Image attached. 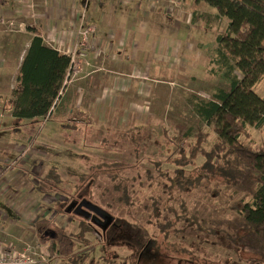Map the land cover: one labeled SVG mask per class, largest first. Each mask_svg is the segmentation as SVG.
<instances>
[{"label": "rangeland", "instance_id": "obj_1", "mask_svg": "<svg viewBox=\"0 0 264 264\" xmlns=\"http://www.w3.org/2000/svg\"><path fill=\"white\" fill-rule=\"evenodd\" d=\"M178 2L192 14L191 26L188 32L186 31L187 35L184 37L186 40H182V46L180 42L172 43V46L167 45V48L172 51L171 55L176 53L180 56L164 57L156 56V53L154 57L157 58L149 59L165 70V72L155 71L154 74H164L163 77L167 80L153 83L152 78L144 76L143 81L146 84L150 83L151 87L142 97H138L140 104L144 107L132 112L135 114H127L125 118L124 109L120 110L121 114L114 115L107 125L93 126L90 134L85 133V138L76 137L75 139L69 133L72 132L70 124L69 129L61 128L60 131V125L64 123V120L58 122L52 121L53 117L45 119L42 116L36 117L32 122L45 121L46 123L43 126L40 124V127L32 134H36L35 139L31 140L27 138L31 128L25 124V118H16L17 120L12 121L7 118V114L0 111V139L12 146L11 156L0 158L3 159L0 162L2 166H0V175L15 160L12 166L14 169L20 168L22 163H26L27 170L33 166H41L42 173L52 168L57 178L62 179L60 184L54 183L55 190H58V187L62 189L61 194L47 193L52 197L35 205L27 216L21 212L18 214L21 217L19 222L21 225L14 223L15 220L11 218H6L3 213L0 214L2 219H6L8 223L11 222L6 227V235L0 238V245L4 248V252L13 249L18 252L27 251L26 253L30 252L35 258L45 256L51 264H66L62 259L49 254V250L46 249L47 245L40 243L41 237L35 234V229L30 230L34 228V223L30 222H34L33 220L38 216V219L49 220L48 232L42 238L43 243L48 245L51 243L50 233L53 231V237L56 236L54 228L76 234L83 218L74 214L71 209L69 210V204L76 199L68 198L74 193L75 187L79 186L80 174L86 173L89 166L103 159L121 161L130 165L124 174L129 178L128 194L134 203L131 209L115 201H111L112 205H110L108 195H100L101 188L98 189V185L101 186L106 182L104 180L100 184L97 182L92 189L90 187L82 189L84 199L113 216L111 224L117 226V229L113 235H103L112 238V243L106 248L103 245L105 244L103 237H101L102 240L100 237L95 239L96 235L101 236V227L90 222L92 228L95 229L87 234L91 242L86 245L76 243L74 248V254L81 256L78 264H217L223 261L232 264L247 263L246 254L206 241L203 235L196 237L180 232L168 234V237L163 238L164 235L159 234L161 247L155 261H151V255L145 258L143 255L138 256L125 243L123 246H120L119 242L114 244V241L123 240L126 236L130 237V234L133 235L131 226L134 222L140 223L148 218L147 214L153 207L151 197H149L151 194L159 195V199L170 203L172 209L178 210L180 208L178 202L182 201L189 211L207 207L220 208L223 214H230L228 205L231 200L227 195L229 192L224 190V194L220 196L210 193L212 190L223 189L217 184L218 180L201 182L198 186L191 182L197 175V166L203 162L202 151L197 153L194 162L182 161L180 154L181 148H184L183 150L188 155L189 147L197 145L199 137L200 147L204 150L210 149L214 141L216 133L213 124L205 122L195 113L194 103L197 98L210 99L216 91L228 90L230 87L231 79L226 76L227 69L221 63L211 61L215 58L217 46L215 36L225 30L226 20L218 16L217 11L215 12V9L207 3L192 0H178ZM118 4L128 6V4ZM129 4H131L129 7L135 10L134 0ZM163 11L166 16H170L167 9ZM163 34L167 32L164 31ZM161 37L155 35L150 41H154L158 47V44L163 43ZM199 41L201 44H197ZM161 47L162 45L159 49ZM196 48L199 50L197 53ZM200 53L202 56H199ZM233 74L240 77L235 70ZM255 90L259 96L264 97V80L256 84ZM129 101L137 102L136 94H131ZM8 106L4 102L2 108L5 112L11 111ZM65 124H68L67 119ZM13 128L16 129L15 132ZM78 129L86 128L78 125ZM51 131L55 132L52 134L57 140L50 139ZM244 138L264 150V129L249 127L248 136ZM24 150L26 152L21 155L20 159H17L19 156L17 153H22ZM20 169L26 171L24 166ZM31 175L35 179L39 176L38 172H31ZM33 178L26 182L31 193L37 184ZM239 196L234 198L237 199ZM56 200L59 202L54 205ZM6 213L9 215V212ZM165 214L173 217V212L168 208L159 213L160 218ZM179 225L182 226L183 223ZM15 238L20 240L16 241ZM170 241L182 242L185 249L177 250V253L170 252L166 247ZM189 251L195 252L196 256L189 254ZM110 260L114 262L111 263Z\"/></svg>", "mask_w": 264, "mask_h": 264}, {"label": "trees", "instance_id": "obj_2", "mask_svg": "<svg viewBox=\"0 0 264 264\" xmlns=\"http://www.w3.org/2000/svg\"><path fill=\"white\" fill-rule=\"evenodd\" d=\"M196 1L207 3L217 11L218 16L226 20L225 30L216 36L215 58L211 61L219 62L227 69L226 76L230 77L231 83L228 90L220 89L210 99L197 98L194 103L195 113L205 122L213 124L216 135L210 149L200 147L199 137L197 145L189 147L188 155L184 148H181L180 154L182 161L194 162L197 153L202 151L203 162L197 166V175L191 182L198 186L201 182L218 180L217 184L223 189L210 193L220 196L224 190L229 192L230 214H223L220 208L207 207L189 211L182 201L178 202V210L172 209L170 203L159 199V195L151 194L149 197L153 207L147 214L148 218L140 223L134 222L131 226L133 235L129 233L130 237L120 238L123 240L114 241V244L119 242L123 246L125 243L138 256L143 255L145 258L151 255V261H155L161 247L159 234L166 238L168 234L181 232L196 237L203 235L206 241L242 252L247 255L246 264H264V150L244 138L248 136L249 127L264 129V97L255 90L256 84L264 80V0ZM70 63L69 55L59 54L47 47L38 34L31 37L11 89L12 115L26 119L41 116L55 118L54 110L61 97ZM234 70L240 77L233 74ZM67 123L64 120L61 128L67 130L71 125L70 131L81 130H77L78 125L72 120ZM127 168L130 165L121 161L102 159L92 164L86 173L80 174L79 186L75 187L68 199H81L84 197V187L92 189L97 182L100 184L104 180L106 182L103 185H98V189L101 188L100 195H108L110 205L111 201H115L131 209L134 202L128 194L130 181L125 175ZM57 177L52 168L48 169L39 178L37 191L61 194L60 187L54 189V183L60 184L62 180ZM235 196L239 197L236 199ZM167 208L173 212L174 218L167 214L160 218L159 213ZM181 222L182 226L179 225ZM48 224L42 222L36 225L41 241L48 232ZM116 229L117 226L111 224L95 239L103 237L106 244L103 245L107 248L112 238L103 235H113ZM94 230L84 218L76 234L54 228L56 237L50 239L48 250L50 254H57L77 264L81 256L74 254L75 245L89 244L91 241L87 233ZM166 247L172 253L185 249L180 241H170ZM188 253L196 256L193 251ZM113 260L110 262L113 263ZM217 264L232 263L223 261Z\"/></svg>", "mask_w": 264, "mask_h": 264}, {"label": "crops", "instance_id": "obj_3", "mask_svg": "<svg viewBox=\"0 0 264 264\" xmlns=\"http://www.w3.org/2000/svg\"><path fill=\"white\" fill-rule=\"evenodd\" d=\"M134 3L135 10L129 7L131 4L123 6L113 0H102L98 3H84L83 0H0V111L7 114L9 120H17L10 110L5 112L2 106L5 102L11 109V89L30 39L35 34L43 39L47 47L59 54H75L54 110L55 118H51L52 121L58 122L72 120L86 128L73 132L75 138H85V133L90 134L93 126L107 125L114 115L121 114L120 110L124 109L123 114L127 118V114L138 108L142 109L144 106L140 104L138 97H142L151 87L150 83L143 81L144 76L152 78L153 83L167 80L163 77L164 74H154L155 71L165 70L149 59L157 58L154 57L156 53V56L164 57L180 56L176 53L171 55L172 51L167 45L172 46V43L180 42L182 46L186 31L188 32L191 26L192 14L187 12L178 0H134ZM166 9L170 16H166L163 11ZM80 27L88 28L85 36L79 33ZM164 31L167 34H163ZM155 35L162 36L163 43L158 44V47L154 41H150ZM197 44H201V41ZM174 48L178 52L177 48ZM82 49L84 54L79 55ZM197 51L199 52L196 48V53ZM72 65L75 68H72ZM134 75L137 77H131ZM131 94H136L137 102L129 101ZM34 120L35 118L24 120L31 128L27 136L31 140L35 139L36 134H32L40 124L43 126L46 123L32 122ZM13 131L16 129L13 128ZM52 133L55 132L51 131L50 139L57 140ZM69 133L74 137L72 132ZM0 153V158L3 159L12 154V146L2 139ZM3 159H0V162ZM23 166L26 171L20 169ZM12 168L7 167L0 175V214L3 213L6 218H11L15 220L14 223L21 225V217L18 215L20 212L27 216L35 205L52 196L37 191L36 187H33L31 193L27 186L26 182L33 178L31 172H38L39 178L43 175L41 166H33L27 170L26 163H22L20 168ZM38 177L33 178L36 183ZM58 202L56 200L54 205ZM6 212H9V215ZM38 217L34 222H30L34 223V228L28 226L30 230L35 229L37 235L36 225L49 222ZM9 223L6 219H0V238L6 235ZM55 237L50 236V239L54 240ZM40 243L46 244L48 250L47 243ZM14 244L16 246L15 242ZM50 255L62 259L57 254ZM62 260L66 264L69 263Z\"/></svg>", "mask_w": 264, "mask_h": 264}, {"label": "built area", "instance_id": "obj_4", "mask_svg": "<svg viewBox=\"0 0 264 264\" xmlns=\"http://www.w3.org/2000/svg\"><path fill=\"white\" fill-rule=\"evenodd\" d=\"M102 0H83L84 3H90V2H95L98 3ZM117 3L121 4H129L131 0H113ZM88 31V28L83 29L80 27L79 33L83 36L86 35ZM84 54V49H82L79 52V55ZM74 57L75 54L71 55L70 54V61L73 64L74 62ZM72 68H75L74 65H72ZM26 150H24L22 153H20L19 156H17V159H20L21 155L25 153ZM15 163V160L13 161V164ZM11 166H14V165ZM11 247V246H10ZM14 248V246L12 247ZM25 252H18L17 250L13 249L12 251L7 250L4 252V248L0 245V264H51L49 260L45 258V256H41L38 258H35L34 255H32L30 252L26 253Z\"/></svg>", "mask_w": 264, "mask_h": 264}, {"label": "water", "instance_id": "obj_5", "mask_svg": "<svg viewBox=\"0 0 264 264\" xmlns=\"http://www.w3.org/2000/svg\"><path fill=\"white\" fill-rule=\"evenodd\" d=\"M73 213L84 219H90L93 224L101 227L102 231L106 230L113 221V216L110 213L86 199H82L77 203L73 209ZM50 235L53 236V232Z\"/></svg>", "mask_w": 264, "mask_h": 264}, {"label": "flooded vegetation", "instance_id": "obj_6", "mask_svg": "<svg viewBox=\"0 0 264 264\" xmlns=\"http://www.w3.org/2000/svg\"><path fill=\"white\" fill-rule=\"evenodd\" d=\"M82 199H84V197H81V199H78V200H75V201H71V205L69 206V210L71 209L72 211H73V209H74V207L77 205V203L80 201V200H82ZM68 209V208H67ZM88 220V219H87ZM89 221V224L90 225H92L90 222V219L88 220Z\"/></svg>", "mask_w": 264, "mask_h": 264}]
</instances>
